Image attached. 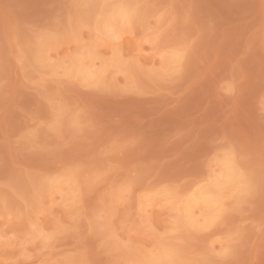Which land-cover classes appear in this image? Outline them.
I'll use <instances>...</instances> for the list:
<instances>
[{
	"label": "rangeland",
	"instance_id": "rangeland-1",
	"mask_svg": "<svg viewBox=\"0 0 264 264\" xmlns=\"http://www.w3.org/2000/svg\"><path fill=\"white\" fill-rule=\"evenodd\" d=\"M0 264H264V0H0Z\"/></svg>",
	"mask_w": 264,
	"mask_h": 264
},
{
	"label": "bare ground",
	"instance_id": "bare-ground-1",
	"mask_svg": "<svg viewBox=\"0 0 264 264\" xmlns=\"http://www.w3.org/2000/svg\"><path fill=\"white\" fill-rule=\"evenodd\" d=\"M117 39H120V38L117 37ZM89 73H90V72H89ZM86 76H87V75H86Z\"/></svg>",
	"mask_w": 264,
	"mask_h": 264
}]
</instances>
